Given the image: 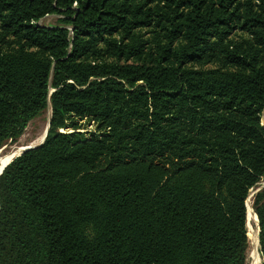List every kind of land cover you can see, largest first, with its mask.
<instances>
[{
    "label": "trees",
    "instance_id": "trees-1",
    "mask_svg": "<svg viewBox=\"0 0 264 264\" xmlns=\"http://www.w3.org/2000/svg\"><path fill=\"white\" fill-rule=\"evenodd\" d=\"M46 109L0 170V264L247 263L264 0H0V148Z\"/></svg>",
    "mask_w": 264,
    "mask_h": 264
},
{
    "label": "rangeland",
    "instance_id": "rangeland-1",
    "mask_svg": "<svg viewBox=\"0 0 264 264\" xmlns=\"http://www.w3.org/2000/svg\"><path fill=\"white\" fill-rule=\"evenodd\" d=\"M54 18L55 17L50 16L45 20V22L46 23H53V22L55 23ZM50 116H51L50 109H46L41 115L32 119L28 123L27 127L25 128L24 133L16 141H8L5 145H3L0 148V159L6 155H9V154H13V156L18 154L21 151V149L25 146H28L30 144L33 145V144L40 143L44 137L45 128L47 126V122H48V119ZM262 123H264V119L262 120ZM87 127L90 130H93V128H94L91 125H88ZM260 184H259L260 186L258 185L257 187H255L254 189H252L250 191L249 198L247 199V203H250L252 205L253 194L258 189H260V187H262L264 185V180ZM247 211H248V209H247ZM247 219H248V217H247ZM247 229H248V232L253 233L256 230V224L253 221L248 220L247 221ZM250 246H251V242L249 239V246H248V250H247V263L246 264H256V259L253 258ZM259 248L260 247L258 245L259 262H261L262 258H261V253H260ZM259 262H258V264H259Z\"/></svg>",
    "mask_w": 264,
    "mask_h": 264
},
{
    "label": "bare ground",
    "instance_id": "bare-ground-1",
    "mask_svg": "<svg viewBox=\"0 0 264 264\" xmlns=\"http://www.w3.org/2000/svg\"><path fill=\"white\" fill-rule=\"evenodd\" d=\"M12 157H13V154H9V155H6V156H4L3 158L0 159V170H1L2 166L4 164H6ZM247 204H248L247 205V208H248V212H247L248 219H247V221L250 220V221H253L256 224V230L253 233L248 232V237H249L250 242H251L250 248H251V251H252L253 258L256 259V264H258V262H259V253H258V226H257V221H256V214L253 211L252 205L250 203H247Z\"/></svg>",
    "mask_w": 264,
    "mask_h": 264
},
{
    "label": "water",
    "instance_id": "water-1",
    "mask_svg": "<svg viewBox=\"0 0 264 264\" xmlns=\"http://www.w3.org/2000/svg\"><path fill=\"white\" fill-rule=\"evenodd\" d=\"M49 123H50V117H49V119H48L47 126H46V128H45L44 137H43V139H42V141H41L40 143H38V144H33V145H28V146L23 147V148L21 149V151H20L18 154L14 155V156H13V157H12L7 163H6V164H4V165L2 166V168H3L5 165H7L9 162H11L12 159L15 158L16 156L22 154L23 152H25V151H27V150H29V149H32V148H35V147L41 145V144L44 142V140H45V137H46V134H47V131H48V128H49ZM2 168H1V169H2ZM247 209H248V208H247ZM247 212H248V211H247ZM257 226H258V222H257ZM258 231H259V227H258ZM261 263H262V261H261L259 264H261Z\"/></svg>",
    "mask_w": 264,
    "mask_h": 264
}]
</instances>
